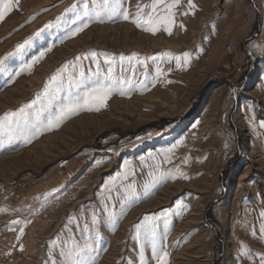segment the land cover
<instances>
[{
  "label": "rangeland",
  "instance_id": "374dc122",
  "mask_svg": "<svg viewBox=\"0 0 264 264\" xmlns=\"http://www.w3.org/2000/svg\"><path fill=\"white\" fill-rule=\"evenodd\" d=\"M147 2L109 0L130 16ZM193 3L182 0L171 35L101 10L103 0H19L0 21V116L46 104L53 76L66 90L70 73L82 71L90 85L112 67L116 82L100 111L74 115L30 143L0 134V259L139 264L143 246L155 264L146 237L154 224L168 264H261L264 0ZM162 172L177 178L145 195ZM129 186L139 199L125 202ZM69 250L76 254L62 255Z\"/></svg>",
  "mask_w": 264,
  "mask_h": 264
},
{
  "label": "snow or ice",
  "instance_id": "6c2138e0",
  "mask_svg": "<svg viewBox=\"0 0 264 264\" xmlns=\"http://www.w3.org/2000/svg\"><path fill=\"white\" fill-rule=\"evenodd\" d=\"M186 2L189 9L196 8L193 0H186ZM181 3L182 0H148L147 3H137V11L134 16H130L127 8L121 10L118 3L109 4V0H103L101 10L106 9L110 14L122 11L124 20H130L137 28H140L143 31L155 34L162 28L165 32L171 35L172 29L176 24L177 10L181 6ZM18 4L19 0H0V21H3L13 10L14 5L18 6ZM182 14L187 15L188 13L184 12ZM84 15H89L87 9H85ZM95 15L99 16L100 12L97 11ZM87 27L88 23L85 21L80 26L75 27L74 30L69 33V36H75ZM181 27L183 26L181 25ZM44 55L45 53L41 52L39 56L33 58L31 64L24 65L21 68V71L25 68L31 69L32 65L37 63ZM91 56L95 57L96 53L92 52ZM77 59H79V57H77ZM121 59H123V57H121ZM188 62L189 57L186 53L184 63L187 64ZM178 66H180L179 62ZM64 71H67V65H65ZM112 72V67H109L107 73L102 79L98 77L90 85L84 82V73L82 71L80 72L79 78L70 73L67 79L66 90L63 88V80L59 75L51 77V82L50 84L45 85L43 93V99L46 101V104H42L39 108H36L32 114L21 109L19 113H6L5 115L0 116V134H4L9 140L14 138V135L18 136L23 140V143L27 144L43 132L52 131L58 128L64 121L70 119L74 115H78L83 111H100L101 108L106 106L107 100L113 94L116 87ZM159 74L160 69L158 68L157 75ZM65 91L66 94L60 95L59 100H57V95ZM121 94H123V92H121ZM40 99L41 97L38 96L37 100ZM36 103L37 101H33V105ZM260 127L264 128V122L260 123ZM167 151L170 153L172 152V149H168ZM169 162L171 161L169 160ZM176 172L181 176L184 175L179 172V169H176ZM128 175L129 173H126L123 179L126 180ZM169 177L172 179L177 178L172 172L160 173L159 177L154 178L150 185H146L145 195H148L150 188L155 187L160 180ZM116 179L117 177H113L112 180L109 181V184L115 187ZM109 198L111 197L109 196ZM133 199H139V197L136 196L134 187L129 186V188L125 190L124 200L125 202H131ZM260 216L264 218V211L260 213ZM112 222L114 225L115 221ZM21 223L25 222L20 220L12 221V224ZM92 224H97V217L95 215L92 216ZM19 231L22 235L24 229L20 228ZM252 235L254 237L257 235L255 230L252 231ZM146 237L150 239L151 243V260L154 261L155 264H168L167 258L169 254L158 245L154 224L146 227ZM259 238L264 240V222H262L259 227ZM19 239L20 236H17V240ZM74 254L76 253L73 250H69L67 253H62V255H66L69 258ZM241 255L251 258L250 251L247 249L246 245L241 246ZM69 264H74V262L69 260ZM139 264H149V261L145 257L143 246H141L139 253ZM261 264H264V254L261 255Z\"/></svg>",
  "mask_w": 264,
  "mask_h": 264
},
{
  "label": "built area",
  "instance_id": "2783aa9c",
  "mask_svg": "<svg viewBox=\"0 0 264 264\" xmlns=\"http://www.w3.org/2000/svg\"><path fill=\"white\" fill-rule=\"evenodd\" d=\"M11 208H12V209H16V208H17V206L15 205V203L12 204ZM0 264H8V263H7V261H5V260H3V259H0Z\"/></svg>",
  "mask_w": 264,
  "mask_h": 264
},
{
  "label": "bare ground",
  "instance_id": "6f19581e",
  "mask_svg": "<svg viewBox=\"0 0 264 264\" xmlns=\"http://www.w3.org/2000/svg\"><path fill=\"white\" fill-rule=\"evenodd\" d=\"M245 175H246V174H245ZM245 175H244L243 177H245ZM186 223H188V221H187ZM186 223H183V225L186 224Z\"/></svg>",
  "mask_w": 264,
  "mask_h": 264
}]
</instances>
